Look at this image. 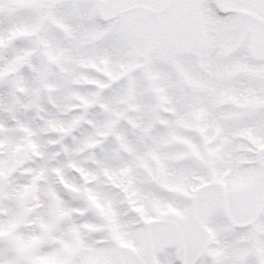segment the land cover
<instances>
[{
    "label": "snow or ice",
    "instance_id": "6c2138e0",
    "mask_svg": "<svg viewBox=\"0 0 264 264\" xmlns=\"http://www.w3.org/2000/svg\"><path fill=\"white\" fill-rule=\"evenodd\" d=\"M0 264H264V0H0Z\"/></svg>",
    "mask_w": 264,
    "mask_h": 264
}]
</instances>
